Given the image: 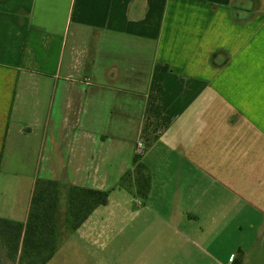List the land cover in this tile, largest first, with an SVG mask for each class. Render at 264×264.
I'll list each match as a JSON object with an SVG mask.
<instances>
[{"label":"crops","instance_id":"1","mask_svg":"<svg viewBox=\"0 0 264 264\" xmlns=\"http://www.w3.org/2000/svg\"><path fill=\"white\" fill-rule=\"evenodd\" d=\"M37 179L110 189L100 264H259L264 0H0V217Z\"/></svg>","mask_w":264,"mask_h":264},{"label":"trees","instance_id":"2","mask_svg":"<svg viewBox=\"0 0 264 264\" xmlns=\"http://www.w3.org/2000/svg\"><path fill=\"white\" fill-rule=\"evenodd\" d=\"M118 184L131 186L135 195L147 198L150 175L138 154L133 157V168L122 175ZM109 192L37 179L27 219L23 222L0 217V264H45L67 234L75 231L97 206L107 203ZM240 263V257L233 259V264Z\"/></svg>","mask_w":264,"mask_h":264},{"label":"rangeland","instance_id":"3","mask_svg":"<svg viewBox=\"0 0 264 264\" xmlns=\"http://www.w3.org/2000/svg\"><path fill=\"white\" fill-rule=\"evenodd\" d=\"M61 206L64 207L63 201ZM96 258L90 245L81 240L80 230H75L63 238L54 255L45 264H100ZM259 264H264V259Z\"/></svg>","mask_w":264,"mask_h":264}]
</instances>
